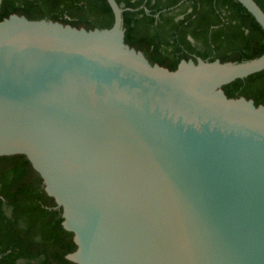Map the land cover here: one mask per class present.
Listing matches in <instances>:
<instances>
[{"label":"water","instance_id":"95a60500","mask_svg":"<svg viewBox=\"0 0 264 264\" xmlns=\"http://www.w3.org/2000/svg\"><path fill=\"white\" fill-rule=\"evenodd\" d=\"M107 2L105 28L0 20V156L41 176L77 264H264V105L222 89L264 51L169 70L125 43Z\"/></svg>","mask_w":264,"mask_h":264},{"label":"trees","instance_id":"16d2710c","mask_svg":"<svg viewBox=\"0 0 264 264\" xmlns=\"http://www.w3.org/2000/svg\"><path fill=\"white\" fill-rule=\"evenodd\" d=\"M123 8L124 41L151 64L174 70L184 59L242 61L264 51V31L237 0H116ZM264 11V0H255ZM11 14L50 19L86 30L110 27L107 0H1ZM227 97L264 105V69L222 86ZM41 176L24 154L0 156V264H77Z\"/></svg>","mask_w":264,"mask_h":264}]
</instances>
